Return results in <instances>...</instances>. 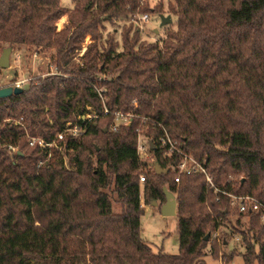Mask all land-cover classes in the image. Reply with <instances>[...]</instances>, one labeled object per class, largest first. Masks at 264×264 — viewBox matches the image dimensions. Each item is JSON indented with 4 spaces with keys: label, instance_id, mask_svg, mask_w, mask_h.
<instances>
[{
    "label": "trees",
    "instance_id": "trees-1",
    "mask_svg": "<svg viewBox=\"0 0 264 264\" xmlns=\"http://www.w3.org/2000/svg\"><path fill=\"white\" fill-rule=\"evenodd\" d=\"M71 1L0 0V54L52 47L61 72L0 97V264H208L207 253L230 264L236 250L213 233L235 214L227 225L241 235L245 264H264L259 213L232 202L250 194L264 204V0H172L175 27L156 42L129 28L119 50L100 43L105 22L145 11L142 0ZM98 89L110 110L133 114L130 123L112 128ZM88 105L97 116L78 118ZM68 121L82 131L66 132L50 156L30 144L52 141ZM163 128L205 172L179 173L182 155L158 142L152 157L168 171L144 172L139 133L157 140ZM164 186L177 198L176 254L141 236L142 192L161 205Z\"/></svg>",
    "mask_w": 264,
    "mask_h": 264
},
{
    "label": "rangeland",
    "instance_id": "rangeland-1",
    "mask_svg": "<svg viewBox=\"0 0 264 264\" xmlns=\"http://www.w3.org/2000/svg\"><path fill=\"white\" fill-rule=\"evenodd\" d=\"M172 0H142L141 5L146 6L147 9L143 12H135L128 15L125 18H114L111 21L105 22V29L103 30V37L99 40L100 43L106 39H113L119 43L118 50L121 49L122 38L124 32L131 28V33L135 30L140 32V41L144 42H156L160 41L166 33L167 27L176 26V16L169 11V4ZM62 4L66 7L72 6L71 0H62ZM148 14V19L142 18L143 14ZM171 15L172 22L160 25L161 17ZM68 21V15L65 14L57 21V29L60 30L64 27ZM102 40V42H101ZM94 41V37L88 34L84 41H82L81 47L76 50L73 59L76 62L82 63V56L88 47ZM13 51L18 54H14ZM37 52L35 57L34 52ZM55 49L52 47H29L27 45L17 44L13 46V50L10 55L9 67H0V86L7 84L14 77H26V76H46L51 71V67L56 65L55 63ZM143 166L144 172L151 170L155 166L156 161L152 157V154L145 159ZM143 187V185H142ZM142 203L144 204V211L141 216V236L152 247L154 251L163 249L165 252L176 254L179 252V235L177 232V217L176 215H163L160 210V202L158 205L153 202L146 203L142 192ZM239 215L235 214L230 217L229 220L232 224L235 223ZM242 228L247 227L248 216L243 215L240 217ZM225 221L218 230L217 238L222 239L227 237L228 243L224 248L225 252L235 249L236 255L231 260L230 264H245L243 258V252L245 251L244 244L241 240V235L237 234L239 238L234 236L232 226H228ZM214 236V234H213ZM209 252V251H208ZM208 264H225L221 258L213 259L209 253L205 256Z\"/></svg>",
    "mask_w": 264,
    "mask_h": 264
},
{
    "label": "built area",
    "instance_id": "built-area-1",
    "mask_svg": "<svg viewBox=\"0 0 264 264\" xmlns=\"http://www.w3.org/2000/svg\"><path fill=\"white\" fill-rule=\"evenodd\" d=\"M142 18L147 20L148 14L147 13L143 14ZM37 52L38 51L34 52L35 57L37 56ZM13 53L16 54L14 51H13ZM16 55H18V54H16ZM56 73L59 74L61 72L58 70L57 65H54L51 67V71L48 72L47 74L49 75V74H56ZM36 77L37 76H31V75L26 76V77H14L7 84L1 85L0 87L11 85L13 87H22L23 89H26V88H29L33 82H38L37 80H35ZM98 91L100 92V95H101V101L104 104L103 112L104 113L112 112L114 115V121L112 123V128L114 130H117L119 128V126L122 124H128L131 122L132 115H133L132 113L123 112V111L118 110V109L110 110L105 105L106 96H104L101 93V89H98ZM88 108L90 109V111L87 112L83 116L79 115L78 118H85L88 121L91 118L97 116L96 111L92 110L91 106L88 105ZM17 122H19V121H16V123ZM69 131L75 135V134L79 133L80 131H82V128L79 126V124L77 122L73 123L72 121H68L66 123V127H65L64 131L58 132L52 141H46L41 136H34V137H31L30 144L31 145L38 144L42 148H46L48 150V156H50L51 155V147L54 144H60L59 141L63 140L65 133L69 132ZM150 141H152L154 146L158 142L161 146L165 147V155L171 154V152H173V151H177L182 155V158L177 165V170L179 171V173H181V172L189 173V172H193V171L205 172V168L203 167V165L199 161H197L191 154L186 153L184 151H181L177 147L176 140H174L170 136V134L168 133V131L165 128H163V132L159 135L157 140H154L150 136L146 135L144 132L139 133L138 142H137V152H138L140 159L143 162L151 154L152 148L150 146ZM58 146H60V145H58ZM140 180H141V182H143L145 180V174L144 173H142L140 175ZM175 180L178 182L179 176H176ZM232 202L234 204L238 205V209L240 212L246 213L248 211H257L260 215L259 217H260L261 224L264 226V204L262 202H260L254 196H252L250 194H243V195L234 194V195H232ZM142 206L144 208L143 203H142ZM213 234H214V236H217L218 231H215ZM236 237L239 238L237 235H236Z\"/></svg>",
    "mask_w": 264,
    "mask_h": 264
},
{
    "label": "water",
    "instance_id": "water-1",
    "mask_svg": "<svg viewBox=\"0 0 264 264\" xmlns=\"http://www.w3.org/2000/svg\"><path fill=\"white\" fill-rule=\"evenodd\" d=\"M161 22L160 25H165L172 22V16L169 14L165 16L164 14L160 15ZM13 48L11 46H6L3 48L0 54V67H9L10 66V55ZM24 89L22 87H13L11 85L0 87V97H6L13 94H18ZM150 146L153 149L155 146L150 141ZM156 170L159 172L168 171L166 168H161L158 163H156ZM164 193L166 200L160 205V210L163 215H176L177 214V198L173 192H171L166 186H164ZM153 204L158 205V201L153 200ZM209 235V234H208ZM206 236V238L208 237Z\"/></svg>",
    "mask_w": 264,
    "mask_h": 264
}]
</instances>
